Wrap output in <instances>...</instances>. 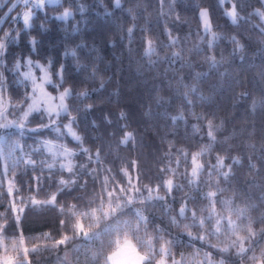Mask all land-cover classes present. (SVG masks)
Instances as JSON below:
<instances>
[{"label": "trees", "instance_id": "16d2710c", "mask_svg": "<svg viewBox=\"0 0 264 264\" xmlns=\"http://www.w3.org/2000/svg\"><path fill=\"white\" fill-rule=\"evenodd\" d=\"M14 1L0 0V67L9 116H21L30 101V87L19 82L16 69L27 57L49 65L52 92L68 88L71 95L68 112L50 126L45 127L49 115L35 112L23 132L4 128L0 137V264H105L117 239L107 229H123L125 222L136 225L137 213L146 219L139 237L151 239L152 262L164 257L179 264H260L262 0H119V6L117 0H60L39 7L35 5L44 0L32 5L19 0L7 14ZM231 6L235 23L227 13ZM27 7L32 10L29 26L21 16ZM203 8L211 20L207 32L200 18ZM65 11L70 15L61 18ZM209 122L214 140L208 135ZM46 142L61 144L71 155L55 158ZM196 153H201L197 161L203 167L192 177ZM218 157L223 168L214 167ZM29 159L34 163H24ZM106 179L109 190H126L114 193L121 198V210L108 219L99 211L95 217L80 215L97 209L102 194L106 206ZM157 188L147 199L149 189ZM209 192L216 195L209 198ZM52 194L54 204L31 202L46 201ZM128 196L131 203L125 204ZM210 200L216 214L209 220ZM182 206L184 217L178 215ZM193 211L205 220L203 227L193 223ZM218 217H230L236 233L222 221L221 231L211 235ZM78 223L88 237L96 238L86 239ZM249 227L255 235L243 240L248 251L238 254L233 241L248 237ZM6 228L28 239L26 254L10 249ZM65 236L69 239L64 244L56 243ZM127 237L147 251L135 234ZM162 245L169 255L160 254ZM206 253L211 254L207 262Z\"/></svg>", "mask_w": 264, "mask_h": 264}, {"label": "snow or ice", "instance_id": "6c2138e0", "mask_svg": "<svg viewBox=\"0 0 264 264\" xmlns=\"http://www.w3.org/2000/svg\"><path fill=\"white\" fill-rule=\"evenodd\" d=\"M25 2L27 3V0H25ZM40 5L37 4L35 5V7H39ZM117 6H119V0H117ZM70 13L68 11H65L63 14V17H67L69 16ZM207 12L204 11L201 13V17L204 19L205 22V31L207 32L210 29V21L207 18ZM232 17H233V22L235 23V16H236V12L235 9H233V12L231 13ZM29 19H30V13L25 12L23 15V20L25 25H27L29 23ZM129 31H131V29H129ZM5 35H8L7 33ZM4 49V44L2 42H0V55L3 54L2 50ZM28 64L31 65L32 61L29 60ZM17 68L20 67L19 63H17L16 65ZM37 67H41L40 65H37ZM45 71V77H42V81H47V72ZM25 78L26 79H31V70L29 71V73L25 74ZM33 83L35 85V80L33 79ZM55 86V85H54ZM39 87L42 88V84L39 85ZM195 89H193L194 91ZM71 92L70 90L66 89L63 93L60 94V96L58 97L59 103L56 105H51L49 104V107H47L45 110L48 112L49 114V125H45V127L50 126L51 123L55 122V118H58L59 115L61 114V112L67 113V107L64 104V100L67 96H70ZM82 95H84V93H82ZM57 99L55 97H48V100L46 101V103L50 102L51 100ZM35 104V100H33L32 104H29L28 110L23 112V119H27V116L29 115V113L33 110V105ZM54 114V117H53ZM9 125L7 124H0V127H5L7 128ZM16 128H20L23 129L25 127V125L23 123H18V124H14L13 125ZM65 127H67L69 129V131L71 132V125H66ZM58 130V129H57ZM75 139L79 140L80 138L78 136H76V134L74 132L71 133ZM209 136H212L213 140L215 139V137L212 135V131H211V123L209 122ZM131 138V134L129 133L127 135V137L125 138V140L123 141L124 143H127V140ZM19 145H17L18 147ZM46 147H48L49 151H52V147L46 142ZM62 154L64 155H71V153L67 150L64 149ZM182 155H186L184 153H182ZM201 155V153H196L195 155L192 156L191 158V163L193 165L192 170H191V176L192 177H197L199 172L198 170L201 169L203 167V165L199 164L197 161V157ZM237 161H234V163ZM24 163L26 164H32L34 163V161L29 160H25ZM49 167H52L51 164H49ZM62 167H64L62 165ZM216 168H223L224 167V162L223 159L218 157L217 158V163L214 166ZM68 171H71V167L68 166ZM222 176H224L225 178H227L228 173L227 172H223L221 173ZM71 181H63L61 180L60 183L61 184H67L70 183ZM193 181H190V183H192ZM166 187H167V191L170 193L172 191L173 188V180L169 179L166 182ZM179 187V186H177ZM132 184H131V180H129V188L127 189V192H131L132 191ZM104 190L106 192V206H105V196L102 194L100 196V204L98 205L97 209H93L91 212H84V213H80V215L82 216H91V217H95V213L96 211L101 212L102 216L104 219H108L110 216L111 217H115L117 210H121L122 208V204H121V198L119 196H115L114 198V193H116L117 191H119L120 193H125L126 190L124 188H112L111 190L108 189L107 187V179L105 180V184H104ZM158 188L153 190V189H149V196L147 197V199H151L152 198V192L153 191H157L158 192ZM136 191L138 192L139 189H136ZM9 193H11V187L9 188ZM216 195L215 192H209L207 194V197H214ZM158 199H163V197H157ZM56 200V195L52 194L48 200L46 201H38L35 199H32V203L34 205L36 204H54ZM124 203H131V197L128 196L125 200ZM225 207H227L230 202H223ZM210 214L208 217H206L205 219H211L213 215H215V201L210 200ZM189 211H191L189 209ZM239 214H242L241 210H237ZM185 212H186V206H182L180 208L179 211V216L180 217H184L185 216ZM75 215V213H73ZM137 217H138V223L136 225H128L127 222H125L124 228L122 229L120 226H117L115 228L109 226V228L107 229L108 231H111L113 233H115L117 235V239L112 241L111 244L114 245V250L111 251L110 255H107L105 257V264H152V260L154 257V252H153V247H152V243H151V239L148 240H143L140 239L139 237V232H140V226L141 224H146V219L145 217H143L142 215H140L139 213H137ZM192 218H193V223L196 224L198 223L201 227H203L205 220L201 219L200 217H198L196 215V213L193 211L192 212ZM18 219V218H17ZM222 221H227V225L229 226L230 231L235 234L237 231V226L234 224V222L230 219V217H218L216 220V229L215 232L211 233V235H216L217 233H219L221 231V222ZM63 223V221H62ZM173 223H176L175 219H173ZM76 228L78 231L83 232L84 236L86 239H94L96 237H88V233L83 231V225L81 224H77ZM249 236L248 237H239V243H237L236 241H233V245L235 247H237L238 249V254H243L246 251H248L247 249L244 248L243 245V240L245 238L250 239L252 236H254L255 234L251 231V228L249 227L247 229ZM129 232L133 233L136 235L137 239L139 240L140 244L147 249V252L145 254H141L140 251L137 250L136 246L132 245L130 243V241L127 239V236L129 234ZM200 239H205L204 236L199 237ZM69 239L68 236H65L63 239L57 241V244H64L67 240ZM157 239H162V237L157 236ZM123 241V244L129 249V253L127 255H125L122 251L121 248V242ZM32 251H37V248H33ZM222 251H228V248H224L222 249ZM25 254L28 252V249L25 248L24 249ZM160 254L162 255H169V253L167 252V250L164 248V246L162 245L160 248ZM210 253H206L205 254V261L207 262L209 260L210 257ZM253 260H256L257 258L255 256L252 257ZM158 264H163V261L158 262ZM173 264H179L178 261H173ZM260 264H264V260H260Z\"/></svg>", "mask_w": 264, "mask_h": 264}, {"label": "rangeland", "instance_id": "374dc122", "mask_svg": "<svg viewBox=\"0 0 264 264\" xmlns=\"http://www.w3.org/2000/svg\"><path fill=\"white\" fill-rule=\"evenodd\" d=\"M17 2H18V0H15L9 6L7 14L16 6ZM44 2H47V3H58V2H60V0H44L39 5H42ZM233 9H235L234 6H231V8H229L227 10V13H228V15H229L231 20H233V17L231 15V13L233 12ZM204 11H206L207 14H208L207 18L210 21V29H211V20H210V15H209L208 10L205 9V8L201 9L200 18H201V21H202L203 30L205 31V22H204V19L201 17V13L204 12ZM25 12L30 13V19H31V16H32L31 7H27V9H25L23 11L22 15L20 14L22 16V19H23V15H24ZM68 12L70 13V11H68ZM259 16H260V19L262 21L263 29H264V0H262V7L259 9ZM30 19H29V23L27 25H25V26H29ZM23 22H24V20H23ZM210 29L208 31H210ZM29 60L32 61L31 65L28 64ZM18 63L20 65L19 68H16L18 73H19V75H18L19 79L18 80L21 83L22 82H26V84H28L29 87H30L29 88L30 89L29 90L30 101H29L28 105L32 104L33 100H35V104L33 105V110L29 113L27 118L31 114H33L35 112H40V111H43L47 115H49L48 112L45 109L47 107H49V104H51V105L58 104L59 103L58 97L60 96L61 93H63L68 88H65L63 90H59V91H56V92H52L49 89V85L52 84L53 81H52V75H51V72H50L48 64L39 62L37 60H33L30 57H27L25 60L18 61ZM37 65H40L41 67H37ZM30 70H31L32 78L31 79H26L25 78V74L29 73ZM44 70H46V72H47V80L50 81V82L42 81V77H45V71ZM1 77H2V68L0 67V124H7V125H9L7 128H12L13 127L14 129H18L20 132H23L24 128L23 129L16 128L13 125L14 124H18V123L25 124L26 120L23 119V113L19 117H14V118L12 117L11 118L9 116V112H8L9 109H8V105H7V100L5 98V93H4V90H3V81H2ZM33 79L35 80V85L33 83ZM41 84H42V88L39 87V85H41ZM68 90H70V89H68ZM48 97H55L57 99L51 100L50 102L46 103V101L48 100ZM67 97L64 100V104L66 105L67 112H68ZM27 106L25 107L24 112L28 110ZM61 114H64V112H61ZM53 116H54V114H53ZM4 128L5 127H0V137L3 136ZM67 130L69 131L68 128H67ZM72 132H74L76 134L75 130L71 127V132L70 133H72ZM76 136H78V135L76 134ZM48 144L52 147V151L51 152H53V155H54L55 158L59 159V157H61V158L65 157V155L62 154L64 149L60 148L61 144H59L57 142H49ZM46 148L48 149V147H46ZM17 227H20V226L18 225ZM5 233H6V236H7V242L9 243L8 245L10 246V249L14 250L15 248H17V251L15 253L16 254H23L22 253V251L24 250V246L23 245L25 244L26 241H28V239H25L24 237H22L21 236L22 235L21 232L18 233V231H14L12 228H6L4 230V234ZM11 234H15V235H11ZM127 239L130 241V243L132 245L136 246L137 250L140 251L142 255L147 252V251L140 250L138 248V244L134 240H132V238L127 237ZM121 248H122V251H123V253L125 255H127L129 253V249L123 244V241L121 242ZM18 250H20V251H18ZM5 257L10 258L8 255H5ZM160 261H163V264H173L172 261H170V260H168V259H166L164 257H161L160 259L156 260L155 262H152V264H158V262H160Z\"/></svg>", "mask_w": 264, "mask_h": 264}, {"label": "built area", "instance_id": "2783aa9c", "mask_svg": "<svg viewBox=\"0 0 264 264\" xmlns=\"http://www.w3.org/2000/svg\"><path fill=\"white\" fill-rule=\"evenodd\" d=\"M20 1H22L24 5H32V4L41 3L43 0H27V3L25 2V0H20Z\"/></svg>", "mask_w": 264, "mask_h": 264}]
</instances>
